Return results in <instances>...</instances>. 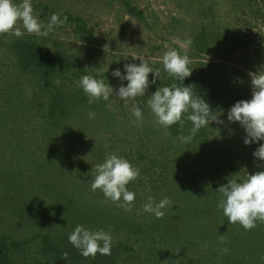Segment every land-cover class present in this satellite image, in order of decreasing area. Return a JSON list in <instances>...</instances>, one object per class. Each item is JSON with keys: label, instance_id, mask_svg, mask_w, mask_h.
<instances>
[{"label": "rangeland", "instance_id": "rangeland-1", "mask_svg": "<svg viewBox=\"0 0 264 264\" xmlns=\"http://www.w3.org/2000/svg\"><path fill=\"white\" fill-rule=\"evenodd\" d=\"M124 1L0 0V167L8 170L0 171V242L9 264L39 260L45 235L57 245L135 250L115 264H183L189 254L190 264L238 256L254 264V232L264 231V0ZM201 32L220 36L209 55L197 56ZM31 39L65 54L50 84L11 46ZM183 63L207 66L212 80L208 109L177 114L176 131L157 83ZM101 208L120 232L89 220ZM144 240L154 241L149 252Z\"/></svg>", "mask_w": 264, "mask_h": 264}, {"label": "trees", "instance_id": "trees-1", "mask_svg": "<svg viewBox=\"0 0 264 264\" xmlns=\"http://www.w3.org/2000/svg\"><path fill=\"white\" fill-rule=\"evenodd\" d=\"M124 4H127V0L124 1ZM129 10H131L130 6ZM130 12H132V10ZM135 16H138L139 20H141L146 26V20L141 13H136ZM78 26L82 31L85 30V26L83 24H81V26ZM223 38L227 39V36ZM220 40V36L208 37L204 35L203 32L199 33L194 39V46L196 48L197 56L198 54L201 55L204 53L209 55L211 45L213 43H218ZM13 42L14 43H11V46L13 47L14 51L15 48L18 49V57L20 62L23 63L24 67H31L32 69L39 71L40 75L42 76V82L44 81L43 83L50 84L53 78V76L51 75L53 73L52 71H54L57 65L63 61L65 54L60 53L54 55L48 52L44 53L43 50L36 45V42H34L33 39L25 42ZM203 68H205L208 72L206 73L204 70H202ZM161 77V79H158L157 86H159L160 88H164L165 91L163 93L164 95H161V98L159 97L160 99L158 103L166 109V113L169 115L168 125L171 127V129H175L177 131L179 128V121H177L178 123L176 122L177 114L181 113L180 115L183 118L182 120H187V118L190 119L192 116L199 118L200 116H202L203 111L208 109L206 107V103L209 102L208 98L210 93H208L207 88L208 84L211 83L210 81L212 80V78L211 76L209 77V68L207 66L200 64L198 66L195 65L193 68H190L187 63H183L181 65L170 64L166 70L164 69ZM189 82L192 84L190 86V89L187 86ZM212 91L215 92V90ZM179 92H184V94L181 96ZM170 107H172L171 112H173L171 119L169 114ZM56 108L58 111H61L60 104L57 105ZM187 110L192 113L191 117H189V115H186ZM48 111L50 112V109H48ZM43 115L44 114H42V116ZM1 170L8 171L7 169H1L0 167V171ZM5 185L7 184L5 183ZM109 211L110 209L108 208H101L96 213V215L91 216L89 220H92L93 224L98 228H114L116 230L119 229L120 232V226L115 222L116 218L114 216L108 215ZM65 216L68 217L67 215ZM165 222L167 221H163V225H152L149 220L147 224L149 223V228L154 226L155 229L159 232H169L171 229L164 224ZM257 231L258 233L254 232V234L255 236H257L258 234L257 238L260 239L259 241H257V248L260 250V254L255 255L257 258L254 264H264V231ZM169 235H162V237L164 236L166 241H169ZM149 238L150 237L148 235L145 236V239ZM42 240L43 246L41 251V258L39 260L36 259L34 264H115V258L122 254V252L125 253V256L127 258L130 257V259H132V254L135 251L132 247L127 246V244H114L112 247V244L104 243V241H98L91 243L85 247H80L73 242L70 243L71 241L68 238L64 239L65 241L62 240L63 243L58 245L57 243L52 242V240H50V238L46 235L42 236ZM154 241H143L144 250L146 249V252H149L151 245H155L153 244ZM174 241H177V244H180L181 241L186 242V240L183 238H179ZM225 251L226 249L224 248L223 252ZM226 252L231 254V252L233 251L228 248V251ZM214 255L216 256V258H218L219 256L217 255V252ZM187 256L188 257H185V259L183 257V264H190V262L193 260L192 254H189ZM138 258H140V255ZM147 258L148 255L147 257H144V259L146 260ZM9 261L10 260L7 256L6 249L0 242V264H9ZM159 261L160 260H156L155 263L160 264ZM223 263L244 264V257L238 256V259H229V257H225L223 259ZM22 264L26 263L23 262ZM219 264L222 263L219 262Z\"/></svg>", "mask_w": 264, "mask_h": 264}]
</instances>
